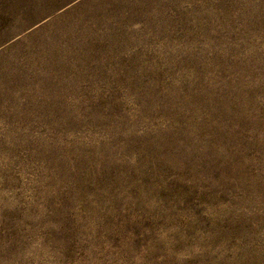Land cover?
Masks as SVG:
<instances>
[{
	"label": "rangeland",
	"instance_id": "rangeland-1",
	"mask_svg": "<svg viewBox=\"0 0 264 264\" xmlns=\"http://www.w3.org/2000/svg\"><path fill=\"white\" fill-rule=\"evenodd\" d=\"M0 264H264V0H0Z\"/></svg>",
	"mask_w": 264,
	"mask_h": 264
}]
</instances>
